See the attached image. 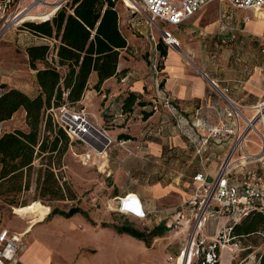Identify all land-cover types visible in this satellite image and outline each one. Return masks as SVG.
Instances as JSON below:
<instances>
[{"label": "crops", "instance_id": "crops-1", "mask_svg": "<svg viewBox=\"0 0 264 264\" xmlns=\"http://www.w3.org/2000/svg\"><path fill=\"white\" fill-rule=\"evenodd\" d=\"M124 4L125 11L122 10L121 14L118 12L120 30L122 22H126V25L131 23L133 26L132 14H136L129 9L133 6L131 1ZM120 15L126 16V21H121ZM162 27L170 30L178 40V47L171 46L162 40L158 32L155 33L157 51L154 55L159 54L161 57L159 68L163 75L162 89L173 99L179 113L184 117L185 130L194 136L198 144L207 135L208 129L214 127L219 119L224 117L227 103L218 91L227 89L224 92L226 97L232 102L243 105V112L247 116L251 114L247 108L264 99V51H262L264 16L258 10L237 9L226 1H213L180 25L164 24ZM141 31L144 32L143 26ZM145 33H147L145 39L146 37L148 39V28ZM35 37L40 41L33 44L48 42L45 38L36 35ZM125 37L127 45L120 50L115 74L103 80L96 89L97 73L92 71L86 89L77 104H80L89 114L90 119L100 126L105 121L119 125L108 130L109 135L114 139L132 141L133 144L144 139L143 132H140V135L131 132L133 116H141L144 123L142 131H148L147 138L144 139V147L136 153V156L131 157V161L137 166V177L144 181L135 190H127L123 195L137 196L140 207L146 215L152 213L157 204L166 203L165 210L170 219L165 224L169 226L170 222L179 218L178 215L182 214L183 219L188 216L191 205L184 203L192 197L194 188L192 175L196 171L206 170L212 178L232 144V136L211 139L203 146L201 156L198 155L193 144L173 126L165 109L160 108L157 111L151 109L152 100L158 94L157 77L149 63L150 45L144 43V38ZM159 43L165 50L164 55L160 53ZM146 53L148 56L145 58ZM0 78L7 89L8 84H11L10 88H18L27 94L25 83L14 81L8 83L1 75ZM36 88L33 90L34 94L28 95L34 96L38 92V86ZM129 94L132 98L131 103L125 105ZM23 114L25 115V112ZM7 121H1L3 130L4 122ZM240 124L244 126L242 120ZM256 127L258 129L257 125ZM21 128L26 130L27 126ZM121 135H129L130 138H120ZM259 142L258 134L249 132L244 149L256 152ZM204 163L207 165L206 168ZM156 174L162 175L161 178ZM162 177L165 182L161 181ZM149 178L153 181L148 182ZM178 180L181 181L180 184ZM121 194L120 187H116L113 183V195ZM173 197H176L177 203H169ZM127 209L139 212L137 208L127 207ZM159 211L163 212V210ZM48 213L49 211L44 218ZM20 219L24 220V223L16 222L18 223V227H14L16 229L4 226L1 230L6 228L25 235L42 220L34 210H28ZM114 248L115 251L130 255L117 245H114ZM26 256L27 253L22 257L25 263H27ZM183 258L177 257L175 264H179L180 259L182 262L185 259L191 260L190 257ZM123 261L121 259V262Z\"/></svg>", "mask_w": 264, "mask_h": 264}, {"label": "rangeland", "instance_id": "rangeland-1", "mask_svg": "<svg viewBox=\"0 0 264 264\" xmlns=\"http://www.w3.org/2000/svg\"><path fill=\"white\" fill-rule=\"evenodd\" d=\"M129 1L116 0L117 12L120 13L124 10V3L128 4ZM48 12L42 11L39 15ZM132 16L134 25L132 26L131 23L126 25V22H122V33L125 36L134 37V39H145L147 35L145 30L148 28L145 16L138 13L132 14ZM125 17L121 16V21H126ZM23 21L39 22V20L31 18ZM23 23L9 27L0 36V75L8 83L13 81L25 83L27 94L31 95L34 94L33 90L37 83L33 77L35 70L29 67L25 48L40 40L28 31ZM142 26L144 32L141 31ZM168 28L170 29V27ZM138 42L140 41L138 40ZM145 42L148 46L150 45L149 63L156 58L159 65L160 55H154V46L149 43V38L146 37ZM147 56L148 53L144 57ZM37 67H41L39 63ZM159 78H163L161 73ZM11 86L8 84V88ZM30 90L32 91L30 92ZM69 107L83 109L77 103L71 104ZM23 112V109L20 108L10 120L4 122V130L26 127ZM87 115L90 118L88 113ZM98 115L101 117L100 113ZM133 119L131 132L134 135H140V132H143L144 139L147 138L148 131H142L144 123L141 116H133ZM90 120L92 121V119ZM92 122L106 131L119 126L115 123L109 124L107 121L102 126L95 121ZM257 126L262 132L263 126L259 123ZM44 138H46L45 135ZM144 139L134 144L132 141L114 139V143L107 150L105 155L107 162L102 169H99V156L92 152L87 157V151L79 140H73L76 142L68 146L61 157L59 166L53 156L52 161L56 167H59L62 178L75 193L74 199L49 201L46 198L36 197L34 201L37 202L21 207L20 205H10L0 198V230L4 226L16 229L14 228L18 227L16 222L24 223V220L20 218L28 210H34L42 218L28 233L22 236L19 264H175L177 257L178 259L181 257H184L183 259L191 258L187 261L185 259L184 262L180 259L179 264H200L201 259H204L207 264H257L259 255L264 253V239L260 234L232 239L229 227L233 222L226 223L224 218L212 216L196 233L193 231L191 209L184 219L180 217V220L170 222L169 229L162 236L154 237L149 246L128 234L116 231L113 226L115 224L120 225L127 222L137 229L149 230L160 221L164 220L167 223L170 219L165 210L166 203L157 204L155 210L146 215L147 219L118 211L120 199L118 197L124 196L123 193L125 194L127 190H135L144 181L137 177V166L131 161V157L136 156V153L144 147ZM47 155L46 153L41 155L42 159L41 156L38 157L35 165L38 166L40 162L44 164ZM204 164L206 168L207 165ZM212 175L213 173H211ZM156 176L161 178L162 175L156 174ZM34 177L35 175H33V179ZM207 179L211 180L212 178L208 177ZM147 181L152 182L153 180L149 178ZM161 181L165 182L163 177ZM177 182L181 183L180 180ZM113 183L116 184V187H120L122 192L120 196L113 195ZM23 198L26 205L29 204L33 198V191H26ZM136 198L138 197L136 196ZM176 201V197H173L169 203ZM186 204L192 205L189 200L184 203V205ZM53 206L62 210L77 206L85 214L76 213L68 218L56 214L44 218ZM159 210H163V212ZM187 219H191L190 222ZM104 223L105 225H103ZM114 245L119 246L130 255L115 251ZM183 250L185 252L181 254ZM25 253H27V263L22 260ZM132 254L133 256H131ZM121 259L124 261L121 262Z\"/></svg>", "mask_w": 264, "mask_h": 264}, {"label": "trees", "instance_id": "trees-1", "mask_svg": "<svg viewBox=\"0 0 264 264\" xmlns=\"http://www.w3.org/2000/svg\"><path fill=\"white\" fill-rule=\"evenodd\" d=\"M115 2L68 0L54 14L50 10L39 15L42 11L38 9L37 14H26L18 21L21 23L28 18L39 20L24 22L23 26L48 42L25 48L29 67L35 70L38 92L29 96L18 88H8L0 97V122L9 120L22 108L27 126L26 130L16 128L0 135V198L8 204L25 207L37 202L34 201L36 197L49 201L75 198L74 191L62 178L52 157L59 166L68 146L76 141L69 139L48 110L77 103L92 71L97 73L96 89L103 80L115 74L120 50L127 45L118 25ZM160 45L158 48L164 55L165 50ZM38 63L41 67H37ZM131 99L129 94L125 105L131 103ZM120 138L130 137L121 135ZM45 153L48 154L46 162L36 166L34 160ZM28 190L33 191V198L26 205L23 197ZM76 213L85 214L77 206L67 210L53 206L47 217L58 214L68 218ZM113 226L118 233L141 240L146 246L169 229L165 221L149 230L137 229L127 222ZM253 234H260L264 239V213L258 210H251L230 226L232 239ZM200 264L207 262L201 259ZM257 264H264V253L259 255Z\"/></svg>", "mask_w": 264, "mask_h": 264}, {"label": "built area", "instance_id": "built-area-1", "mask_svg": "<svg viewBox=\"0 0 264 264\" xmlns=\"http://www.w3.org/2000/svg\"><path fill=\"white\" fill-rule=\"evenodd\" d=\"M36 0H0V36L11 26L21 25L17 19L23 13L34 10L33 4ZM39 1L40 9L50 10L56 7L54 13L68 0H46ZM133 6L129 9L132 13L145 16L148 26V38L157 51V39L155 33H159L162 40L171 46L178 47V40L174 34L162 27V25L178 26L188 17L201 10L213 1H226L237 9L258 10L264 16V0H130ZM53 13V14H54ZM52 16V15H51ZM46 20V19H45ZM43 21V20H42ZM264 51V44L262 45ZM157 56V55H156ZM154 58L151 68L157 77V96L152 100L151 109L157 111L165 109V113L172 121L173 126L181 132L186 139L193 144L195 151L201 156L203 146L211 139H218L223 136H232V144L224 159L218 165L211 180L204 170L196 171L192 175L193 193L189 202L193 216V231L196 233L210 216L224 218L226 223L236 222L251 210H258L264 213V99L248 107L251 112L249 116L243 112V105L232 102L224 92L218 91L227 103L224 117L218 123L209 128L206 136L197 143L194 136L185 130L183 119L175 106L173 99L162 89V78L160 68ZM214 88L216 85L213 82ZM7 91L6 86L0 78V97ZM53 120L65 131L69 139L79 140L87 151L86 156L95 153L100 156L106 155L108 148L114 143L108 132L95 125L83 109L70 108L68 105L52 107L48 110ZM244 122V126L240 124ZM263 126V131L257 129L256 125ZM3 131V124L0 122V135ZM256 132L260 138L257 144V151L250 152L244 149L249 132ZM119 199L118 211L133 214L137 217H145L146 213L141 209L138 202L139 212L126 209L133 198ZM123 207H126L123 209ZM179 214V213H178ZM183 219L182 214L178 215ZM191 219H187L190 222ZM178 222V221H177ZM179 223V222H178ZM230 228V227H229ZM22 234L9 229L0 231V264H19V249L22 241Z\"/></svg>", "mask_w": 264, "mask_h": 264}, {"label": "bare ground", "instance_id": "bare-ground-1", "mask_svg": "<svg viewBox=\"0 0 264 264\" xmlns=\"http://www.w3.org/2000/svg\"><path fill=\"white\" fill-rule=\"evenodd\" d=\"M39 1H35V3L33 4V6H34V10H31V11H28V12H26V13H23L22 15H20V17L17 19L18 21L20 20V18L22 17V16H24V15H26V14H30V13H38L37 11H38V9L40 10V11H43V12H47V11H50V10H52V11H50V13L52 12V13H54L53 11H54V8L56 9V7H53V8H50V10H42V9H40V6H39V3H38ZM46 3H51V2H49L48 0H46ZM53 15V14H52ZM51 17V16H50ZM52 18V17H51ZM17 21V22H18ZM16 24V22L14 23V25ZM98 162H99V169H102V168H104V166L106 165V162H107V159H106V156H105V154L104 153H102V155H100L99 156V158H98ZM107 169V168H106ZM129 198H133V201L132 202H130L129 204H128V206L127 207H133V208H137V210H139L140 208H139V204H138V198H136V196H131V195H128L126 198H123V199H129ZM123 202L124 203H126L127 201L126 200H123ZM128 203V202H127ZM126 207H123V209H125ZM127 209V208H126ZM185 250V249H184ZM184 250L181 252V254L184 252ZM186 250H187V248H186Z\"/></svg>", "mask_w": 264, "mask_h": 264}, {"label": "water", "instance_id": "water-1", "mask_svg": "<svg viewBox=\"0 0 264 264\" xmlns=\"http://www.w3.org/2000/svg\"><path fill=\"white\" fill-rule=\"evenodd\" d=\"M212 82V81H211Z\"/></svg>", "mask_w": 264, "mask_h": 264}]
</instances>
